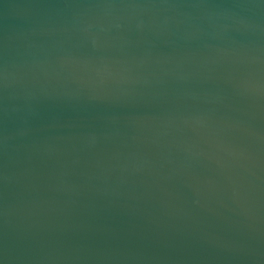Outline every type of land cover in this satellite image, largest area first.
Masks as SVG:
<instances>
[{"label":"water","instance_id":"obj_1","mask_svg":"<svg viewBox=\"0 0 264 264\" xmlns=\"http://www.w3.org/2000/svg\"><path fill=\"white\" fill-rule=\"evenodd\" d=\"M0 264H264V0H0Z\"/></svg>","mask_w":264,"mask_h":264}]
</instances>
